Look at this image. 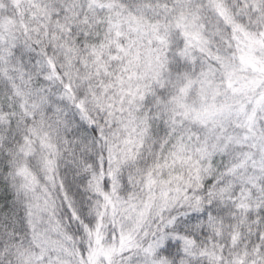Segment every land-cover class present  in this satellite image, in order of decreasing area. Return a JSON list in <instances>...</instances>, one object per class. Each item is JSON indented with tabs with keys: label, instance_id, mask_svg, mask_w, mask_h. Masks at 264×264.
<instances>
[{
	"label": "snow or ice",
	"instance_id": "obj_1",
	"mask_svg": "<svg viewBox=\"0 0 264 264\" xmlns=\"http://www.w3.org/2000/svg\"><path fill=\"white\" fill-rule=\"evenodd\" d=\"M0 264H264V0H0Z\"/></svg>",
	"mask_w": 264,
	"mask_h": 264
}]
</instances>
